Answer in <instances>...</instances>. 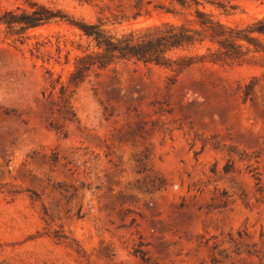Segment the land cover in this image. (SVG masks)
I'll use <instances>...</instances> for the list:
<instances>
[{"label":"rangeland","instance_id":"rangeland-1","mask_svg":"<svg viewBox=\"0 0 264 264\" xmlns=\"http://www.w3.org/2000/svg\"><path fill=\"white\" fill-rule=\"evenodd\" d=\"M28 1L0 0V14ZM34 1L115 34L194 14L168 13L171 0ZM200 1L227 24L264 16V0ZM58 35L79 39L51 23L20 42L0 24V264H264V55L179 75L93 67L64 122L51 80L67 81L76 52L65 64L62 45L57 63Z\"/></svg>","mask_w":264,"mask_h":264},{"label":"trees","instance_id":"trees-1","mask_svg":"<svg viewBox=\"0 0 264 264\" xmlns=\"http://www.w3.org/2000/svg\"><path fill=\"white\" fill-rule=\"evenodd\" d=\"M171 3L173 7L166 9L168 13L177 15L191 10L194 11L193 18L182 22L164 21L115 34L101 19L95 22L77 19L60 8L29 0L26 6L4 10L0 14V24L20 42L25 41L29 30L51 23L67 25L79 37L78 40L66 35L56 37L57 63L62 64L63 46L67 48L65 64L70 62L72 52H76L67 81H63L61 75L51 80L50 96L59 86L60 99L56 105L64 122L76 119L70 99L86 81L93 67L103 70L117 60L125 59L154 63L179 75L201 63H242L264 55V16L232 25L204 10L200 0H171ZM224 12L230 14L226 8ZM45 44L37 42L39 46ZM48 72L53 75L51 70ZM253 87L252 83L246 85L244 99L249 97ZM51 126L66 132L63 124L54 123Z\"/></svg>","mask_w":264,"mask_h":264}]
</instances>
